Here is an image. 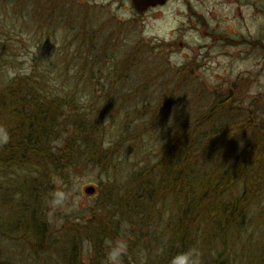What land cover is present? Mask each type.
Here are the masks:
<instances>
[{
  "label": "rangeland",
  "instance_id": "374dc122",
  "mask_svg": "<svg viewBox=\"0 0 264 264\" xmlns=\"http://www.w3.org/2000/svg\"><path fill=\"white\" fill-rule=\"evenodd\" d=\"M47 65L61 97L68 84L78 85L87 112L105 115L109 132L101 141L114 161L107 170L63 166L52 174L48 193H33L26 207L8 201L7 194L20 202L19 193H0V223L30 211L39 217L36 237L0 238V264H76L74 253L77 264H110L107 254L117 243L123 245L119 264H161L181 202H145L143 212L137 194L126 193L127 175L139 166L155 167L161 177L164 147L188 124L204 123L206 134L231 127L225 147L212 151L211 140L204 146L210 150L201 158L205 173L220 172L219 154L231 170L243 152L258 148L264 0H170L145 14L132 0H0V69L15 75ZM260 162L255 168L262 171L240 184L256 193L246 234L234 246L230 237L215 238L208 249L215 258L224 253L221 264H264V158ZM235 199L224 196L227 203Z\"/></svg>",
  "mask_w": 264,
  "mask_h": 264
},
{
  "label": "trees",
  "instance_id": "16d2710c",
  "mask_svg": "<svg viewBox=\"0 0 264 264\" xmlns=\"http://www.w3.org/2000/svg\"><path fill=\"white\" fill-rule=\"evenodd\" d=\"M57 73L64 77L61 71ZM54 75L48 65L39 72L15 75L0 69V127L7 129L10 137L7 143H0V193H19L20 202L7 194L16 209L33 201V193L35 198L37 193H48L47 188L53 184L52 174L62 172L63 166L69 171L89 165L107 170L108 164L114 161L112 149L104 150L101 141L109 132L105 115L87 112L78 95L81 90L78 85L68 84L70 92L61 97L60 86L53 83ZM62 90L65 91L63 86ZM204 126L200 122L178 130L164 147L167 153L161 160V177L154 173L155 167L139 166L138 172L127 175L130 185L126 193L137 194L139 209L143 212L147 210L145 202L152 204L162 199L165 204L172 201L169 198L178 204L181 202V214L176 225L170 227L169 244L162 247L165 252L161 264H170L172 257L193 246L201 250L202 264H221L224 253L215 258L208 250L214 239L230 237L234 246L246 234L245 218L250 214V202L256 193L246 192L240 184L250 172L262 171L255 167L264 158V136L256 150L250 149L236 158L231 170L226 167L229 158L222 167L226 155L219 154L216 160L221 166L220 172L205 173L200 166L201 158L210 150L217 152L218 147L228 144L226 135L231 127L206 134L201 132ZM208 140L213 145L205 152L204 146L210 144ZM255 152L261 154L251 160L249 155ZM239 188L242 193H236ZM226 194L234 199L240 197L227 203ZM32 215L30 211L27 217L20 214L16 221L6 222L7 225L0 223V238L36 237L39 217ZM73 256L77 264L79 256L76 253Z\"/></svg>",
  "mask_w": 264,
  "mask_h": 264
},
{
  "label": "clouds",
  "instance_id": "9594fccd",
  "mask_svg": "<svg viewBox=\"0 0 264 264\" xmlns=\"http://www.w3.org/2000/svg\"><path fill=\"white\" fill-rule=\"evenodd\" d=\"M105 123H107V121ZM9 139L10 137L7 129L0 127V143H7ZM122 255L123 245L117 243L110 249L107 258L110 264H119ZM170 264H202L201 250L199 247L193 246L172 257Z\"/></svg>",
  "mask_w": 264,
  "mask_h": 264
},
{
  "label": "water",
  "instance_id": "95a60500",
  "mask_svg": "<svg viewBox=\"0 0 264 264\" xmlns=\"http://www.w3.org/2000/svg\"><path fill=\"white\" fill-rule=\"evenodd\" d=\"M169 0H132V5L137 13L145 14L150 9L165 6Z\"/></svg>",
  "mask_w": 264,
  "mask_h": 264
}]
</instances>
